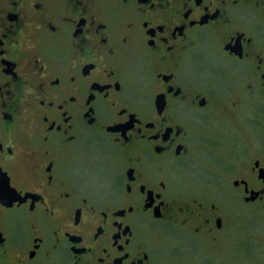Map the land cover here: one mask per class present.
<instances>
[{"label": "flooded vegetation", "instance_id": "1", "mask_svg": "<svg viewBox=\"0 0 264 264\" xmlns=\"http://www.w3.org/2000/svg\"><path fill=\"white\" fill-rule=\"evenodd\" d=\"M3 37L0 264H181L216 239L189 163L244 97L260 121L264 0H0ZM260 171L232 182L245 204Z\"/></svg>", "mask_w": 264, "mask_h": 264}, {"label": "rangeland", "instance_id": "2", "mask_svg": "<svg viewBox=\"0 0 264 264\" xmlns=\"http://www.w3.org/2000/svg\"><path fill=\"white\" fill-rule=\"evenodd\" d=\"M227 84L225 101L233 99L242 87L238 81ZM252 100L244 97L239 115L234 120L223 121L229 125L222 123L217 143H199L189 163L191 170L203 171L210 176L205 180L209 186L208 196L223 210L224 224L214 241L197 245L189 254L185 253L187 247H178V253H185L181 264H264V202L245 204L242 191L232 186L238 179L256 185L257 181L249 171L255 158H260L264 164V112L260 121H255L253 114L250 115L255 103ZM232 149L233 154L239 155L238 159L230 155ZM223 153L226 157L220 156ZM169 233L173 234L172 231ZM170 237L165 236L166 241L173 238ZM169 249L165 247V254L173 258V255L168 256L166 250Z\"/></svg>", "mask_w": 264, "mask_h": 264}, {"label": "water", "instance_id": "3", "mask_svg": "<svg viewBox=\"0 0 264 264\" xmlns=\"http://www.w3.org/2000/svg\"><path fill=\"white\" fill-rule=\"evenodd\" d=\"M259 178H261V179L264 180V173H262V171H260ZM234 185H238V183L235 182ZM257 196H258V193H251V197L248 198V199H246V201H248V200H254Z\"/></svg>", "mask_w": 264, "mask_h": 264}, {"label": "snow or ice", "instance_id": "4", "mask_svg": "<svg viewBox=\"0 0 264 264\" xmlns=\"http://www.w3.org/2000/svg\"><path fill=\"white\" fill-rule=\"evenodd\" d=\"M3 39H6V37L0 38V48L3 47ZM0 146H2V148H3V145H0ZM3 150H4V149H3ZM3 150H2V151H3ZM2 151H0V152H2Z\"/></svg>", "mask_w": 264, "mask_h": 264}]
</instances>
